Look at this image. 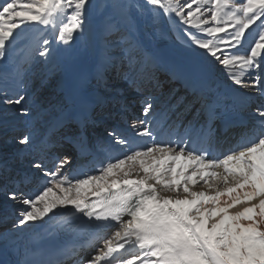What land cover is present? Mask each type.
<instances>
[{
  "label": "snow or ice",
  "instance_id": "1",
  "mask_svg": "<svg viewBox=\"0 0 264 264\" xmlns=\"http://www.w3.org/2000/svg\"><path fill=\"white\" fill-rule=\"evenodd\" d=\"M90 5L91 0H4L0 60L9 57L17 41L33 40L39 62L50 71L58 47H71L78 38L74 34H85ZM119 7L121 21L108 23L106 31L121 34L115 44L120 56L108 62L123 68L126 61L123 78L141 96L142 118L125 130L111 128L107 140L89 148V126L112 118L100 103L98 113L80 119L77 130L64 137L80 157H91L94 174L66 175L63 170L74 160L68 153L55 155L51 168L43 155L30 162L45 183L27 196L17 189L5 192L6 199L24 206L13 229L43 227L57 217V228L63 229L79 218L94 242L88 258L76 264H264V0H144L141 12L153 18L174 16L187 26L186 43L202 54L187 67L188 74L196 79L215 65L234 86L245 89L244 99L232 106L217 94L204 122L197 110L187 124L180 118L169 122L175 107L161 105L152 94L154 77L139 46L128 39L134 25L127 10L140 6L129 0ZM30 28L54 32L55 39L36 40ZM33 63L30 56L15 66L18 86ZM253 95L259 103H249ZM3 96L2 102L17 106L20 115H30L26 90L11 96L5 90ZM111 101L123 117L129 107L123 90L117 87ZM236 108L252 109L249 123L237 144L225 148L216 121ZM64 125L58 120L55 127ZM227 131L225 123V137ZM50 132L39 140L27 132L19 143L35 145L43 154L50 150ZM10 179L22 185L35 177L25 173ZM76 254L74 247L32 249L24 264H65Z\"/></svg>",
  "mask_w": 264,
  "mask_h": 264
},
{
  "label": "bare ground",
  "instance_id": "2",
  "mask_svg": "<svg viewBox=\"0 0 264 264\" xmlns=\"http://www.w3.org/2000/svg\"><path fill=\"white\" fill-rule=\"evenodd\" d=\"M110 1L112 6H115L121 12L122 10L119 5L129 2V0ZM131 2L140 6L131 8L127 11L134 25L132 31L135 32H132L131 34L132 37H135L133 41L141 48V53L147 63V70L154 77L150 91L153 95L158 97L161 105L175 107L174 111L168 113L170 123L180 118L185 120L184 124H187L196 116L195 113H190L189 111L187 115H184L182 118L180 117V109L186 106L187 100L184 99L185 96H191L195 99L197 110H199V122L203 123L207 118L206 113L208 105L211 104L209 100H206V95H208L210 92H213L214 89L219 86L228 87L229 85L227 79H225L224 74L219 70L218 66L208 65L207 70L204 71L199 78L195 79L194 87L186 90L188 94L185 95L181 89L176 86L172 72L173 70L186 71L187 67L193 61L198 60L202 54L182 45L177 41L173 34H170V32L168 33L166 30L168 23L166 16L162 15L160 17L153 18L150 12H141L140 10V8L144 7V0H131ZM94 18V12L92 13L89 11L87 13V20L85 24V34L83 36H79L78 33L74 34V36L78 37L75 40V43H73L71 47L67 48L63 45H60L57 52V60L62 62V72L71 74L78 79H86L89 78V76L93 78L92 74L94 73L99 75L94 80L97 83L96 86L99 88V91L102 94V97H100L99 100L103 101L104 111L106 113H111L112 118L107 123L89 126L88 147L93 149L98 143H102L103 141L107 140L108 130H111V128L118 127L120 130H125L128 128V124L131 123V121L137 119L138 117L142 118L141 105L139 103L141 96L136 92L132 93L130 91L131 88H126L128 83L123 78V72L127 69L126 63L124 64L123 68H118L112 66L108 62L106 54L100 49L99 46V36L101 33L105 32L106 29L103 21L96 25ZM171 18H174V16ZM252 31H255V27ZM249 39H252L251 35H249ZM245 46L247 47V45ZM145 49L147 51H145ZM145 52H148L149 56L147 54L145 55ZM96 56H98L97 60L95 59ZM155 56H158L163 62V67L157 73L152 67V59ZM108 76H110L109 79L107 78ZM112 76H117L119 80L114 81ZM55 82L56 83L54 84L55 86L52 89V94L50 97L51 100L50 102L47 101V103L48 105L53 102L60 103V111H66L69 109V105H67L66 101L62 98V95L58 94L57 90L59 89V82ZM117 87L122 89L124 95L128 97L129 107L127 113L123 117L118 111V105H115L111 101V97L115 94ZM244 92L245 90L243 91V94ZM48 93L49 89H45L41 96V102L44 103L46 100H48L46 97ZM253 96L258 98L255 95ZM213 99L214 98H212L210 101H213ZM29 109L31 113H33L35 110V108L32 107H29ZM58 113H56L54 116L50 115L40 119V125L46 126V128L42 127L43 129H41V132H43L41 137L39 131L36 129L38 124L33 123L32 121L26 125L27 118H19L16 120H14V118H10L6 128L0 130V226L7 224L10 222V220L14 225L16 223L19 211H21L24 207L18 202H13L6 199V191L17 189L18 191H23L27 196L31 195L38 187L43 184V178H41L39 174L34 169H32L30 163L34 160H40L42 155L46 157L45 163L49 168L52 167L51 160L55 155L68 153L73 156L74 160L72 167L65 168L63 170L64 173L70 177H73L75 169L80 165L81 159L84 158V165L89 169V174H94L93 168L88 163L91 160V157H80L77 149L64 139L65 136L71 135L77 130L78 124L70 125L60 132H50V129H52L54 124L57 122ZM225 123L227 124L225 121L223 125ZM30 131L34 133V138L37 140L45 138V136L49 135L50 132V150H46L45 153L42 154L36 151L35 145L25 146L19 143V139L25 133ZM233 133L230 137L231 139L236 136V134H238V132L235 134ZM220 134L221 137L224 136L222 132H220ZM2 138H5L6 140H2ZM25 173H29L31 176L35 177V179L30 183L26 182L22 185L14 184L10 179V177L23 175ZM195 190L199 191L208 189L197 186ZM89 195L91 196V194ZM8 207L11 209H8ZM5 210H9V213H7ZM12 210H14L13 214L10 213ZM57 218H54L50 222L55 221ZM38 226L39 224L36 227L29 226L18 231L14 230L13 226L11 228L8 227L7 231L0 234V245L11 239H19L25 234L34 232ZM53 245L57 246L55 237L44 246L48 249ZM88 254L89 253L82 252L81 255L73 261L77 262L79 260H86L88 258Z\"/></svg>",
  "mask_w": 264,
  "mask_h": 264
},
{
  "label": "rangeland",
  "instance_id": "3",
  "mask_svg": "<svg viewBox=\"0 0 264 264\" xmlns=\"http://www.w3.org/2000/svg\"><path fill=\"white\" fill-rule=\"evenodd\" d=\"M3 3H4V0H0V4H3ZM89 11H91L92 13L94 12L95 23L97 21L98 23L103 21L105 29L108 23H115L117 21H121L122 12L119 11L115 6H112L110 0H91ZM166 20L168 21L167 26H166V30L168 31V33L170 32V34H173L179 43L190 48L188 44L186 43V37L183 35L184 29L187 26L181 24L178 18H175V17L169 18L166 16ZM132 32H135V31H132ZM123 34L127 36V33H123ZM29 35L35 37L36 40H39L41 37H47L52 40L55 39L54 32H49V31L37 32L36 28H30ZM120 35L121 34L119 33L110 34L106 30L105 32L100 34L99 36L100 45L99 46H100V49L103 50L104 53L106 54L107 59L109 57H119L120 56V49L115 46L116 42L120 39ZM135 36H136V33H135ZM128 39L133 41L135 37H132V35H130L128 36ZM36 47L37 45L33 40L17 41V43L12 48L9 57L6 60H0V130L6 128L8 120L10 118H14V120L19 119V118H24V119L27 118L26 125L27 123L29 124V122H32V121L33 123L38 124L36 129L39 131L40 137H41L43 133L41 132V129H43L42 127L46 128V126L40 125L41 124L40 119L50 116V115L54 116L61 109L60 103L53 102V103H50V105H48L47 101L50 102L51 100L50 97L52 94V89L55 86L54 84L56 83L55 81L57 82L62 81L66 73L62 72L61 68H59V65L61 63L57 60L58 54L56 55L53 63L48 66V68H50L51 70L50 71L46 70L45 65L39 62L40 58L38 54L35 52ZM139 49L141 51L140 47ZM145 51L147 50L145 49ZM146 54L148 55V52H145V55ZM30 56L34 58V63L32 64L31 69L29 71L22 74V79L24 83L23 85L18 86L14 76L12 75L13 70L16 65L23 64L25 59ZM95 58L97 60L98 56H96ZM113 63L119 64V61L117 60V61H114ZM125 63L126 61L124 62V64ZM24 67L27 68L28 66L24 65ZM109 77L110 76H108L107 78L109 79ZM112 79H114V81L119 80L117 76H112ZM126 88L130 89L128 85H126ZM45 89H49V93L46 95L48 100H46V102L43 103L41 102V96L43 92L45 91ZM5 90L8 92L10 96L18 91L26 90L28 97H30L27 107L35 108L33 113L30 112L31 115H29L28 117L23 116L17 112L16 110L17 106L7 105L3 103L2 102L4 99L3 93ZM130 91L132 93L135 92L133 89H130ZM183 116L184 115L182 114V117ZM2 140H6V139L2 138ZM9 208L10 207H8V209ZM6 212L9 213V210H6ZM12 226H13V222L10 220V222H8L7 224H4L1 227L0 234L7 231L8 227L11 228Z\"/></svg>",
  "mask_w": 264,
  "mask_h": 264
}]
</instances>
